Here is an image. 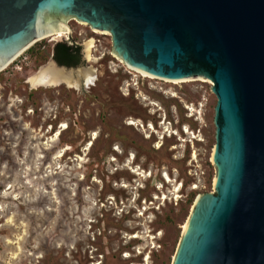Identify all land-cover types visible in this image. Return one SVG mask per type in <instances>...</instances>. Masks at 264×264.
Masks as SVG:
<instances>
[{"label":"rangeland","instance_id":"1","mask_svg":"<svg viewBox=\"0 0 264 264\" xmlns=\"http://www.w3.org/2000/svg\"><path fill=\"white\" fill-rule=\"evenodd\" d=\"M66 26L0 72V264H171L189 193L214 192L212 83L143 77L110 34ZM70 41L94 81L31 87Z\"/></svg>","mask_w":264,"mask_h":264},{"label":"water","instance_id":"2","mask_svg":"<svg viewBox=\"0 0 264 264\" xmlns=\"http://www.w3.org/2000/svg\"><path fill=\"white\" fill-rule=\"evenodd\" d=\"M69 18L132 68L212 83L214 192L193 201L171 264H264V0H0V67Z\"/></svg>","mask_w":264,"mask_h":264},{"label":"bare ground","instance_id":"3","mask_svg":"<svg viewBox=\"0 0 264 264\" xmlns=\"http://www.w3.org/2000/svg\"><path fill=\"white\" fill-rule=\"evenodd\" d=\"M80 24H84L81 23ZM68 32V28L66 26L65 22V28L60 31H53L50 33H46L45 35H42L38 37L36 41H39L41 39H44L46 37H57L61 38L62 35L66 34ZM95 33H100L97 30H93ZM49 35V36H48ZM93 40H87L84 44V57L87 61L90 60L91 57V49L93 47ZM31 46V45H30ZM27 49L24 48L20 50L15 56H13L8 62H6L2 67H0V72L4 70L7 66H9L13 61H15L21 54L25 52ZM126 65V64H125ZM129 69L132 71H135L136 73L142 75L143 77H148L150 79L155 78L149 74H147L145 71L132 68L128 65H126ZM161 79V78H156ZM166 80V79H161ZM184 80H194V79H183V80H171L175 81V83H178V81H184ZM94 81V74L93 70L86 67H80L76 70L73 69H65L63 67H58L54 63L50 62L46 66L40 68L38 71H36L33 75H31L28 78V84H30L31 87H50V86H58L61 84L66 85L67 87H71L77 90H84V88L88 85H90ZM169 81V80H168ZM192 210V209H191ZM187 228V220L182 225V235L185 233V230ZM181 235V236H182Z\"/></svg>","mask_w":264,"mask_h":264},{"label":"trees","instance_id":"4","mask_svg":"<svg viewBox=\"0 0 264 264\" xmlns=\"http://www.w3.org/2000/svg\"><path fill=\"white\" fill-rule=\"evenodd\" d=\"M44 43L45 42H38L34 45L35 47H38L39 51L40 47H42ZM34 45L27 49V53H30L31 55L34 53ZM80 57V46L75 41L58 42L55 43L52 48V59L59 66L75 67L79 64ZM194 198V193H189L187 198L188 204H191Z\"/></svg>","mask_w":264,"mask_h":264}]
</instances>
